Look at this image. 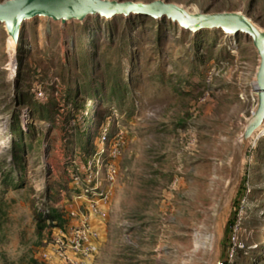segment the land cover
Here are the masks:
<instances>
[{
  "label": "rangeland",
  "instance_id": "374dc122",
  "mask_svg": "<svg viewBox=\"0 0 264 264\" xmlns=\"http://www.w3.org/2000/svg\"><path fill=\"white\" fill-rule=\"evenodd\" d=\"M162 1L264 29V0ZM258 65L249 37L167 18L40 17L17 45L0 23V264H34L71 223L93 158L116 175L88 264H264V124L235 165Z\"/></svg>",
  "mask_w": 264,
  "mask_h": 264
},
{
  "label": "water",
  "instance_id": "95a60500",
  "mask_svg": "<svg viewBox=\"0 0 264 264\" xmlns=\"http://www.w3.org/2000/svg\"><path fill=\"white\" fill-rule=\"evenodd\" d=\"M130 15H143L153 19L167 18L177 23L181 29L193 34L201 30H220L227 35L243 34L250 38L259 57L255 75L256 87H254L257 103L236 139L235 165L237 167L241 162L243 150L251 144L259 128L264 124V29H259L252 20L239 12L190 13L182 7L162 0L148 4L115 0H7L0 2V23L4 25L8 37L15 45L19 41L22 24L35 18L42 17L65 24L69 21L82 22L89 16L110 20L116 16ZM236 176L235 169L232 180L225 188L224 198L229 193L230 185Z\"/></svg>",
  "mask_w": 264,
  "mask_h": 264
},
{
  "label": "built area",
  "instance_id": "2783aa9c",
  "mask_svg": "<svg viewBox=\"0 0 264 264\" xmlns=\"http://www.w3.org/2000/svg\"><path fill=\"white\" fill-rule=\"evenodd\" d=\"M38 96L42 94L39 92ZM106 132L107 129L102 132V143ZM101 168V160L93 158L72 175V183L78 190L75 198L81 201V209L70 211L71 223L64 229H56L55 235L47 240L46 246L34 258V264H88L93 260L99 237L93 222H102L107 216L111 195L109 186L116 175L111 163L106 165L105 173H101Z\"/></svg>",
  "mask_w": 264,
  "mask_h": 264
},
{
  "label": "crops",
  "instance_id": "0c3cea01",
  "mask_svg": "<svg viewBox=\"0 0 264 264\" xmlns=\"http://www.w3.org/2000/svg\"><path fill=\"white\" fill-rule=\"evenodd\" d=\"M107 218H108V215H107ZM106 218V219H107ZM106 221V220H105ZM104 221V222H105ZM104 222H98V221H94L93 222V225L97 228V230H98V233H99V237H98V240H97V249H99L100 248V245H101V243H102V237H103V235H102V233H104L106 230H105V226H104Z\"/></svg>",
  "mask_w": 264,
  "mask_h": 264
},
{
  "label": "trees",
  "instance_id": "16d2710c",
  "mask_svg": "<svg viewBox=\"0 0 264 264\" xmlns=\"http://www.w3.org/2000/svg\"><path fill=\"white\" fill-rule=\"evenodd\" d=\"M1 210H2V209H1V207H0V218H1V216H2V214H1ZM51 220H54V219H51ZM230 225H231V224H230ZM226 229H227V228H226Z\"/></svg>",
  "mask_w": 264,
  "mask_h": 264
}]
</instances>
